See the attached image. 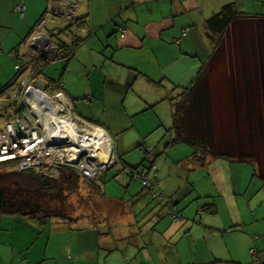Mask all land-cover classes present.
I'll list each match as a JSON object with an SVG mask.
<instances>
[{"label": "crops", "instance_id": "crops-1", "mask_svg": "<svg viewBox=\"0 0 264 264\" xmlns=\"http://www.w3.org/2000/svg\"><path fill=\"white\" fill-rule=\"evenodd\" d=\"M65 1L0 0V87L14 77L16 59H24L26 55L19 52V45L29 40L37 22L44 17L50 19H44V27L54 26L59 33L68 28L65 34L70 36L69 41L73 39L69 24L77 21L73 32L79 44L70 60L75 58L82 65L101 61L127 67L136 73L135 79L141 77L156 85L165 82L177 95L186 90L202 70L207 71L210 82L221 78V68L214 71L215 56L233 28L246 31L260 27V31H264V0H71L65 12H60L59 6ZM19 4L24 5L23 15L14 11ZM227 6L230 10L221 14ZM231 9L251 18L237 16L221 32ZM62 14L71 15L66 28ZM232 49L236 52V45ZM60 84L78 118L101 127L111 138L112 146V138L119 144V135L134 126V123H125L126 117L131 119L134 116L130 118V115L146 108L142 100L133 98L137 106L124 105L126 111L122 115L112 113L115 109L114 101L111 102L113 93L126 89L125 79L112 86L104 84L105 92L97 88L84 97ZM119 148L116 146L117 151ZM220 150L227 157L206 164L209 167L201 191L193 185L192 178H181L192 168L182 167L176 175L170 173L163 177L166 184L160 183L159 168L156 169L158 192L167 198L162 201L164 210L152 215L153 224L160 232H154L150 246L143 247V253L139 251L134 258L112 253L102 264H264V199H257L258 190L264 191V174L255 167L254 176L256 174L263 184L252 186L251 182L250 186L255 189L249 193V185L236 182L239 169L230 164L254 163L256 166L257 163L249 159L253 157L252 152L242 155L244 152L238 153L237 149L235 152L233 149ZM114 171L122 172L118 164ZM129 174L132 177L136 173ZM179 192H184L182 201H179ZM106 199L111 204L117 203ZM206 205L214 212H206ZM171 209L179 214V220L169 217ZM3 221L21 225L23 232L28 234L14 238L13 231L5 229L8 234L0 231V264H101L97 250H101L100 245L108 247L93 231L71 230L67 223L59 221L49 224V236L44 234L48 229L46 222L39 224L38 230H32L31 225L25 228L18 216L0 215V222ZM254 236L258 238L254 240ZM46 238L48 243L44 248L42 244ZM2 246L9 250L8 256ZM50 246H56V253L53 249L47 251ZM252 248L256 250L253 256L249 253Z\"/></svg>", "mask_w": 264, "mask_h": 264}, {"label": "rangeland", "instance_id": "rangeland-1", "mask_svg": "<svg viewBox=\"0 0 264 264\" xmlns=\"http://www.w3.org/2000/svg\"><path fill=\"white\" fill-rule=\"evenodd\" d=\"M46 18L48 21L50 20L48 17H44V19ZM42 20L43 18L37 22L32 34ZM62 23L64 26H67V21L63 20ZM43 27L41 30L50 33L55 37L54 40H60L63 43L70 42V36L65 34L68 28L64 30V33H59L54 29V26L50 27L48 25ZM263 32L262 29L260 31V27L246 31L245 29L233 28L229 32L226 40L223 41V46L220 51H217L215 56L217 60L214 63V71L220 67L222 70L220 74L221 78L217 77L218 73L216 72L215 76L217 78L213 82L212 80L210 82L208 79L207 82L211 92L209 93L210 112L207 114L209 109H206L200 103L197 104L198 107L194 106V109L197 111L192 113L193 117L200 123V126H204L207 121L209 122L211 113L212 123L216 126L217 143L220 144L222 150L233 149L234 151V149H237L236 152L238 153L244 152L242 155H245L247 151L252 152L254 162L257 163L256 166H254V163L230 164L232 168L239 169V174L236 175V182L245 183L247 186H250L251 182L252 186L257 183L260 186L263 184V181L256 174L254 176L255 167H259V170L264 174ZM233 45H236L237 54L232 49ZM34 51L29 40L19 45L20 53L37 57ZM39 62L43 67L35 80L45 85L44 91L47 93H52L54 86L60 82L65 84L67 90L84 97L87 92L94 91V89L100 88V91L104 90V84L112 86L121 83L125 79L126 89L113 93L111 102L114 101L115 109L112 110V113L120 112L122 115L125 114V106H137L133 98L142 100V103L146 105V108L143 109L144 111L140 110L130 115V118L134 116L133 118L127 119L126 117L125 123H134V126L119 135L121 137L119 144H116V138H112L114 139L113 146H115V148L113 147L114 158L118 164V169L122 170L121 173L119 171H112L109 174L112 175L102 179L103 181L98 178L95 183L98 186L97 193L95 194L88 193V189L85 187L87 183L81 180V178H78L80 187L75 191L71 183L77 176L61 177L57 179L60 188L57 195L52 198L40 195L38 199L43 209L53 210L68 216H80L83 214L79 221L67 225L71 230L75 231L84 229L93 231L95 234H98L99 240L106 241L108 249L100 245L101 250H97L99 251L101 264L107 262V256L112 253L118 254L120 257L124 254L132 259L139 251L143 253V247L150 246L154 232H160L157 229V225L153 224L152 215L155 211L160 212L164 210L162 201L155 199L152 193L142 187L138 173L153 163L156 169L159 168L158 179L160 183L166 184L163 177H167L170 173L176 175V172L180 171L182 167L192 168L188 170L187 175H183L181 178L183 180L186 177L192 178L193 185L196 188L200 191L204 189L206 168L209 166L207 167L205 164L203 168L196 165L191 159L194 149L186 144L173 147L168 146V142L175 136L174 129H172V112L176 108L175 105L179 101V97L175 101L173 100L174 102L170 99L176 98L180 92L177 95L174 92L175 90L170 85L167 86L165 82L156 85L145 81L141 77H136L135 79V72L129 70L127 67L108 62L97 61L89 62L88 65H82L75 58L66 63L65 61L50 62L44 57H40ZM64 66H68V68H64ZM31 67V65L25 67L20 74L16 73V71L13 73L16 84L22 74H28ZM2 71H4V68ZM227 72L228 75L226 74ZM15 91H17L16 85L12 89V92ZM105 91L107 90L103 92ZM220 92L222 94L217 95ZM65 95L68 98V95ZM126 95L127 100L124 102ZM8 97L9 95H3L0 98V103L8 99ZM148 101L152 102V104H149ZM219 102L222 104H214ZM150 106L151 108H148ZM5 112L6 114L16 116L13 106H8ZM8 121L3 114V110L0 108V129ZM116 146L120 147L118 151ZM146 149H150L152 152H147ZM215 151L219 152L218 147H215ZM132 171H135L136 174L131 177L129 173ZM27 175V173H18L12 162L5 165L2 164L0 165V188L5 187L10 193L18 190L23 196H33L32 193L36 192L39 188L38 181ZM152 175L151 173L150 177ZM253 189L255 187L250 186L249 193ZM184 192H179V201H182L181 197H183ZM177 193L178 191L175 192V194ZM257 193L258 201L263 200V189L258 190ZM106 198L112 199L117 203L111 204ZM90 212L94 214L87 216ZM2 217L10 218L9 216ZM19 219L25 228H28L29 225L33 227L31 228L32 230L40 228V223L36 222V224L32 219L28 220L27 218L18 217ZM46 219L48 228L44 233L46 236H49V224L52 221L64 222L63 217ZM5 229H9V232L13 231L14 238H21L28 234L23 232V228L19 224L14 225L13 222H0V231L8 234ZM47 240L46 238L42 247L46 248ZM4 247L2 246L1 248L6 251L5 256H8L9 250ZM55 248L56 246H50L47 248V251L51 252L53 249V253L54 251L56 253Z\"/></svg>", "mask_w": 264, "mask_h": 264}, {"label": "built area", "instance_id": "built-area-1", "mask_svg": "<svg viewBox=\"0 0 264 264\" xmlns=\"http://www.w3.org/2000/svg\"><path fill=\"white\" fill-rule=\"evenodd\" d=\"M14 11L23 15L24 5L15 6ZM62 17L71 19L68 14H62ZM44 23L43 19L29 42L48 61H60L59 46L50 33L41 30ZM24 65V61L16 59V73L20 74ZM16 87L17 91L11 90L9 94L10 100L17 106V114L0 129V164L14 161L18 173L32 172L49 179L77 176L90 182L110 176L117 167L111 138L102 128L84 123L78 118L61 84L57 83L53 92L47 93L38 87V82L28 72L20 76ZM99 140L103 149L98 147ZM146 151L150 152V149ZM101 152L108 159L103 158ZM138 176L142 187L152 193L155 199L167 200L158 192L160 185L155 165L142 170ZM169 217L173 221L180 219L174 209L169 211ZM154 220L157 221V218ZM257 238L253 237L254 240ZM249 253L253 256L256 250L252 248Z\"/></svg>", "mask_w": 264, "mask_h": 264}, {"label": "trees", "instance_id": "trees-1", "mask_svg": "<svg viewBox=\"0 0 264 264\" xmlns=\"http://www.w3.org/2000/svg\"><path fill=\"white\" fill-rule=\"evenodd\" d=\"M230 10V7L227 6L222 9L221 14H226ZM232 10V9H231ZM242 17V18H251V17H245L241 16L236 11L232 10V13L230 16L226 18V23L224 24V27H222L221 32L225 29V27L235 18V17ZM215 19V18H213ZM66 20V19H65ZM67 21V20H66ZM77 21L74 23L69 24V28H72V37L71 41L69 43H63L60 40H54L55 37L52 38L54 42L59 46L60 53H61V60L62 61H68L73 56L75 47L79 44L78 39L75 37L74 29L76 27ZM33 48V47H32ZM34 49V48H33ZM34 53L37 55V57H44L40 54H37V51H34ZM33 56V57H32ZM22 58H17L19 61H24L25 65L22 68H25L27 66H32L30 71V76L35 80L36 76H38L41 71L43 65H40L39 58L34 57V55H25ZM29 57V58H28ZM29 72V71H28ZM32 74V75H31ZM208 77H207V71L202 70L198 76L195 78V80L192 82V84L184 90L181 94H179L176 98L170 99L173 101L174 99H177L179 97V101L176 102L175 105L176 108L173 109V128L174 129V138L170 141L168 145H178V144H186L194 149V152L191 156V159L196 163V165L204 167L205 164H207L211 159H225L227 156L220 151V144L217 143V132H216V126L214 123H212L211 120V113H210V120L207 121L204 126H200V123L193 117L195 110L194 106H197V104L202 103L206 109H209L207 111V114L210 112V98H209V84ZM16 85L15 83V77H13L9 82H7L5 85L0 87V98L3 95H9L8 99H5V101H2L0 103L1 110H3V114L5 117L10 121L12 118H14L13 114H6L5 110L8 106H13L15 109V112L17 114V106L16 104L10 100V90ZM55 89V88H54ZM182 96V98H180ZM4 105V106H3ZM198 107V106H197ZM215 147H218L219 152L215 151ZM254 156V155H253ZM251 161L254 162V157L249 158ZM240 160L244 161L247 160L245 158H240ZM249 161V160H247ZM14 163V161H8L1 163L7 164V163ZM147 170V168H145ZM27 173V176L33 177L38 181L39 188L36 190V192L32 193L33 196L29 195H22L19 193L18 190L16 192L10 193V191L5 188H0V215H12V216H18L22 218H28L38 221V223L43 224L46 222V218L53 219V217L62 218L63 217V223L71 224L74 222L79 221L80 216H68L63 215L59 212H55L53 210H47L43 209L42 206L39 203L40 195H46L50 198L57 195L59 193V186L57 179H49L44 177L40 174H34L32 172H22ZM21 173V174H22ZM262 173V172H261ZM79 177H75L73 182L71 183L73 186V189L75 191L78 190L80 187L79 184ZM101 181H103L101 178H99ZM82 180V179H81ZM98 179L90 182H86L87 184L85 187L88 189V193L95 194L97 193L98 186L95 185ZM63 185V184H62ZM206 212L213 213L214 209L211 208V206L206 205L204 207ZM91 213H88L87 216H92ZM66 217V218H65ZM62 220V219H61Z\"/></svg>", "mask_w": 264, "mask_h": 264}, {"label": "water", "instance_id": "water-1", "mask_svg": "<svg viewBox=\"0 0 264 264\" xmlns=\"http://www.w3.org/2000/svg\"><path fill=\"white\" fill-rule=\"evenodd\" d=\"M52 1H54V2L56 3V2H61L62 0H52ZM71 3H72L71 0H66V1L64 2V5L59 6V7H60V10H61L60 12H65V8H66V6H70ZM59 15H60V14H59ZM38 87L41 88L42 90L45 89L44 86H43V84H41V83H38Z\"/></svg>", "mask_w": 264, "mask_h": 264}, {"label": "bare ground", "instance_id": "bare-ground-1", "mask_svg": "<svg viewBox=\"0 0 264 264\" xmlns=\"http://www.w3.org/2000/svg\"><path fill=\"white\" fill-rule=\"evenodd\" d=\"M94 133L96 134V131H94ZM83 140H86L85 137H83ZM98 147H99V149H103V148H101V141L100 140L98 141ZM101 153L103 154V158L108 159L107 155L104 152H101ZM113 164H114V160H113Z\"/></svg>", "mask_w": 264, "mask_h": 264}]
</instances>
